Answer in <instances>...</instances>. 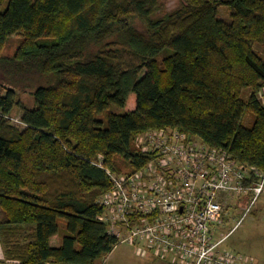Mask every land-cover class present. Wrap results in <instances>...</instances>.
Masks as SVG:
<instances>
[{
  "label": "trees",
  "instance_id": "1",
  "mask_svg": "<svg viewBox=\"0 0 264 264\" xmlns=\"http://www.w3.org/2000/svg\"><path fill=\"white\" fill-rule=\"evenodd\" d=\"M255 43L264 46V0H179L170 10L159 0H0V261L106 256L116 245L99 218L107 170L144 165L135 140L145 131L176 128L264 169ZM27 89L31 108L18 97Z\"/></svg>",
  "mask_w": 264,
  "mask_h": 264
},
{
  "label": "built area",
  "instance_id": "2",
  "mask_svg": "<svg viewBox=\"0 0 264 264\" xmlns=\"http://www.w3.org/2000/svg\"><path fill=\"white\" fill-rule=\"evenodd\" d=\"M135 143L149 158L129 173L107 170L112 186L99 200L116 245L178 264H255L221 248L225 236L215 233L231 200L246 199L237 226L264 193V169L176 128L145 131Z\"/></svg>",
  "mask_w": 264,
  "mask_h": 264
},
{
  "label": "rangeland",
  "instance_id": "3",
  "mask_svg": "<svg viewBox=\"0 0 264 264\" xmlns=\"http://www.w3.org/2000/svg\"><path fill=\"white\" fill-rule=\"evenodd\" d=\"M164 9L170 10L176 7L179 0H159ZM230 10L227 6H218V15L220 18L227 19ZM20 41V35L13 34L5 45L4 53L11 54ZM255 48L264 54V46L261 44H254ZM4 91V90H1ZM249 90L242 93V97H248ZM19 99L27 107L31 108L34 104V96L32 90L27 89L19 92ZM261 101L264 103V88L260 93ZM21 107L15 105L11 113V121L19 124V117L21 114ZM120 111V110H119ZM122 111V109H121ZM254 120L251 112L244 115L243 123L250 126ZM236 201V200H235ZM234 205L227 207L224 210L223 221L216 226V238L225 236L221 244V248L232 250L235 253L243 255L246 258H252L255 264H264V193L258 198L250 211L244 216L240 224L235 226L238 219L244 213V205L246 199L239 198ZM128 245V243L120 244L121 247ZM0 250H2L0 246Z\"/></svg>",
  "mask_w": 264,
  "mask_h": 264
},
{
  "label": "crops",
  "instance_id": "4",
  "mask_svg": "<svg viewBox=\"0 0 264 264\" xmlns=\"http://www.w3.org/2000/svg\"><path fill=\"white\" fill-rule=\"evenodd\" d=\"M122 244V243H121ZM2 250H0V257ZM0 264H16L14 261L3 260ZM45 264H63L58 262H46ZM97 264H178L171 259H160L154 255H144L131 245L121 247L116 245L106 256L101 258Z\"/></svg>",
  "mask_w": 264,
  "mask_h": 264
}]
</instances>
